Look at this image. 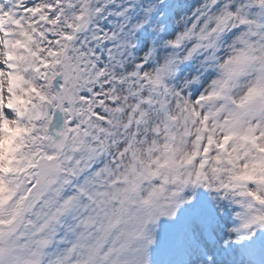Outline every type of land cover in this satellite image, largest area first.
<instances>
[{"label":"snow or ice","instance_id":"6c2138e0","mask_svg":"<svg viewBox=\"0 0 264 264\" xmlns=\"http://www.w3.org/2000/svg\"><path fill=\"white\" fill-rule=\"evenodd\" d=\"M0 264H264V0H0Z\"/></svg>","mask_w":264,"mask_h":264}]
</instances>
